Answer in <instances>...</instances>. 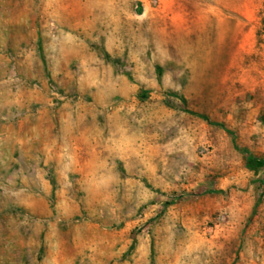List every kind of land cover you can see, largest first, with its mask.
<instances>
[{
  "label": "rangeland",
  "instance_id": "obj_1",
  "mask_svg": "<svg viewBox=\"0 0 264 264\" xmlns=\"http://www.w3.org/2000/svg\"><path fill=\"white\" fill-rule=\"evenodd\" d=\"M264 0H0V264H264Z\"/></svg>",
  "mask_w": 264,
  "mask_h": 264
},
{
  "label": "trees",
  "instance_id": "obj_2",
  "mask_svg": "<svg viewBox=\"0 0 264 264\" xmlns=\"http://www.w3.org/2000/svg\"><path fill=\"white\" fill-rule=\"evenodd\" d=\"M248 155V162H247V166L248 169L251 171H255L257 170V168H259L260 166L264 167V159L263 158H259L249 152H245Z\"/></svg>",
  "mask_w": 264,
  "mask_h": 264
}]
</instances>
